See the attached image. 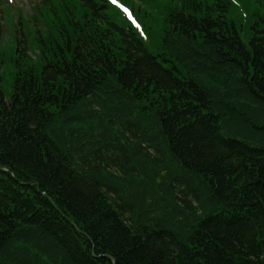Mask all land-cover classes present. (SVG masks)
<instances>
[{"label":"trees","instance_id":"1","mask_svg":"<svg viewBox=\"0 0 264 264\" xmlns=\"http://www.w3.org/2000/svg\"><path fill=\"white\" fill-rule=\"evenodd\" d=\"M38 4L7 42L0 0V264H264V0Z\"/></svg>","mask_w":264,"mask_h":264},{"label":"rangeland","instance_id":"2","mask_svg":"<svg viewBox=\"0 0 264 264\" xmlns=\"http://www.w3.org/2000/svg\"><path fill=\"white\" fill-rule=\"evenodd\" d=\"M4 2L2 24L5 29L4 39L9 42L10 33L13 29H19V23L31 18L40 0H2ZM22 16V17H20ZM20 21V22H19ZM22 29L24 26L20 24Z\"/></svg>","mask_w":264,"mask_h":264}]
</instances>
